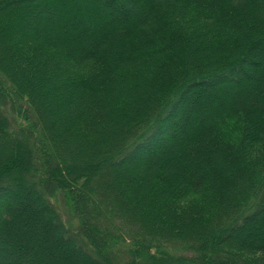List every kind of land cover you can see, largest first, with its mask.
<instances>
[{
    "label": "trees",
    "instance_id": "obj_1",
    "mask_svg": "<svg viewBox=\"0 0 264 264\" xmlns=\"http://www.w3.org/2000/svg\"><path fill=\"white\" fill-rule=\"evenodd\" d=\"M126 1L0 0V264H264V0Z\"/></svg>",
    "mask_w": 264,
    "mask_h": 264
},
{
    "label": "rangeland",
    "instance_id": "obj_2",
    "mask_svg": "<svg viewBox=\"0 0 264 264\" xmlns=\"http://www.w3.org/2000/svg\"><path fill=\"white\" fill-rule=\"evenodd\" d=\"M120 1H122L124 5H125V3L127 4L126 0H120ZM27 21L30 22V19L28 18ZM157 64H158L157 62H152L151 63L152 67L156 66ZM149 66L150 65H148V68H149ZM58 84L59 83L55 82V84H53V85H58ZM232 86H234V84H232ZM213 87H215V85L214 86H206V87L205 86H199V87L196 86V89H197V91L198 90L207 91V90H211V89L214 90L215 88H213ZM9 91L11 92V90H9ZM210 103H211V100L210 101L208 100L207 102H204V103L200 102V104L198 102V107H199V109H202V110L205 109L206 110L207 108H209L208 106H210ZM154 156H156V155H154ZM154 156H152V157H154ZM32 204H31V206H32ZM34 206H36L37 208L39 207L37 205H34ZM44 219L45 218H43V220ZM27 222H28V224L22 223L23 238L25 239V241H30V240L31 241L41 240L42 241L41 238H43V240H44L45 239V237H44L45 233L41 232V230H40V226H41L43 221L41 222L39 216H34L31 219L29 218ZM48 235L50 236L51 234L48 233ZM54 235L55 234H54V231H53L50 239ZM54 259H55L56 262L55 261L52 262V261H50L48 259H45V260L47 261V264H56L58 262V260H59V264H64V261L60 260L58 257H54Z\"/></svg>",
    "mask_w": 264,
    "mask_h": 264
}]
</instances>
